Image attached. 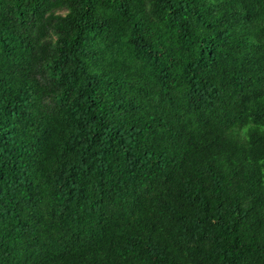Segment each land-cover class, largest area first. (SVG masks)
<instances>
[{"label": "trees", "instance_id": "obj_1", "mask_svg": "<svg viewBox=\"0 0 264 264\" xmlns=\"http://www.w3.org/2000/svg\"><path fill=\"white\" fill-rule=\"evenodd\" d=\"M0 264H264V0H0Z\"/></svg>", "mask_w": 264, "mask_h": 264}]
</instances>
